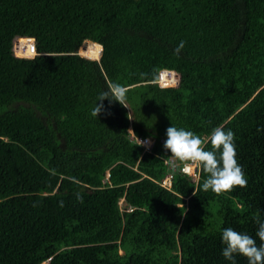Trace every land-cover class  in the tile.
Masks as SVG:
<instances>
[{
  "label": "trees",
  "instance_id": "obj_1",
  "mask_svg": "<svg viewBox=\"0 0 264 264\" xmlns=\"http://www.w3.org/2000/svg\"><path fill=\"white\" fill-rule=\"evenodd\" d=\"M20 38L32 57L15 54L33 52H14ZM163 70L174 85H159ZM110 83L127 107L98 101L95 118ZM172 125L206 150L214 127L232 130L247 186L203 191L200 166L162 186L166 160L184 162L163 146ZM257 216L264 0H0V264H231L223 229L259 245Z\"/></svg>",
  "mask_w": 264,
  "mask_h": 264
},
{
  "label": "clouds",
  "instance_id": "obj_2",
  "mask_svg": "<svg viewBox=\"0 0 264 264\" xmlns=\"http://www.w3.org/2000/svg\"><path fill=\"white\" fill-rule=\"evenodd\" d=\"M185 43V41L179 43L174 49L175 55L179 56ZM127 91L128 89L119 83H110L107 90L97 96L91 115L95 118L98 117L104 110V105L97 102H102L105 99H108L110 103L116 101L127 107ZM166 136L167 139L163 142V146L173 157L181 161H192L201 167L203 173L207 174L201 186L203 191L211 190L220 194L231 191L237 186L241 188L247 186L246 174L237 160L235 133L232 130H225L222 125L214 127L208 136V141L211 144L210 150H206L204 138L184 128L172 125L166 129ZM136 139L137 146H144L143 141L137 137ZM193 194L196 195V190ZM78 199L82 202V197L78 196ZM256 222L258 224L256 237L261 241L259 245L257 240L248 233L238 232L231 227L223 229L222 256L231 264H236V255L246 257L248 264H264V221L257 216Z\"/></svg>",
  "mask_w": 264,
  "mask_h": 264
},
{
  "label": "built area",
  "instance_id": "obj_3",
  "mask_svg": "<svg viewBox=\"0 0 264 264\" xmlns=\"http://www.w3.org/2000/svg\"><path fill=\"white\" fill-rule=\"evenodd\" d=\"M16 40H19V41L20 40H28V41H30L31 47L33 49V52L31 53L32 55L26 54L24 56L32 57L35 54V50H34V46H33V40L31 38H20V39H16ZM92 43L98 45L100 47V51H101V45L99 43H96V42H92ZM14 52H15V46H14ZM15 54L23 56L21 54H17L16 52H15ZM175 82H176V74L174 71L163 70V71L159 72L158 83L160 86L165 87V86L174 85ZM138 139L144 142V147L146 150H149L151 148L152 140H150L149 138H143V139L138 138ZM136 141H137V139H136ZM166 164L168 165L170 171L160 181V184L166 188L171 187L172 176H173V173L176 171H181L182 173L188 174L191 177V179L194 181L199 176V166H198V164L193 163L192 161L185 160L182 164H178L175 161V159L170 157L166 160Z\"/></svg>",
  "mask_w": 264,
  "mask_h": 264
},
{
  "label": "water",
  "instance_id": "obj_4",
  "mask_svg": "<svg viewBox=\"0 0 264 264\" xmlns=\"http://www.w3.org/2000/svg\"><path fill=\"white\" fill-rule=\"evenodd\" d=\"M21 41V40H20ZM19 40H15V42H14V46H15V51L19 48V46L21 45V42H20ZM85 45H87V43L85 42V43H83L82 44V46H81V49L83 48V47H85ZM17 52V51H16ZM25 54H23V56H24ZM29 55V54H28ZM32 55V54H31ZM99 57H100V55H99ZM99 57L96 59V60H98L99 59ZM88 58V57H87Z\"/></svg>",
  "mask_w": 264,
  "mask_h": 264
},
{
  "label": "bare ground",
  "instance_id": "obj_5",
  "mask_svg": "<svg viewBox=\"0 0 264 264\" xmlns=\"http://www.w3.org/2000/svg\"><path fill=\"white\" fill-rule=\"evenodd\" d=\"M88 43V42H87ZM98 46V45H97ZM99 47V46H98ZM100 48V47H99ZM87 49L88 50H90V51H93V50H96V46L94 45V44H89L88 46H87ZM99 55H100V50H99V53H98V56H97V58L99 57ZM86 57V56H85ZM88 57V56H87ZM88 58H91V57H88ZM97 58H94V59H97ZM91 59H93V58H91Z\"/></svg>",
  "mask_w": 264,
  "mask_h": 264
},
{
  "label": "rangeland",
  "instance_id": "obj_6",
  "mask_svg": "<svg viewBox=\"0 0 264 264\" xmlns=\"http://www.w3.org/2000/svg\"><path fill=\"white\" fill-rule=\"evenodd\" d=\"M95 46H96V49H98V46H97V45H95ZM82 49H83V48H82ZM82 49L79 48L80 51L78 50V53H79L80 55H83V53H82ZM83 56H85V55H83ZM86 57H87V56H86Z\"/></svg>",
  "mask_w": 264,
  "mask_h": 264
}]
</instances>
